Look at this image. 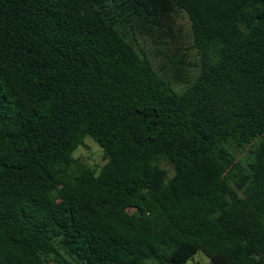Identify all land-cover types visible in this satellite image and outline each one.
<instances>
[{
	"label": "trees",
	"instance_id": "1",
	"mask_svg": "<svg viewBox=\"0 0 264 264\" xmlns=\"http://www.w3.org/2000/svg\"><path fill=\"white\" fill-rule=\"evenodd\" d=\"M200 252L264 264V0H0V264Z\"/></svg>",
	"mask_w": 264,
	"mask_h": 264
},
{
	"label": "rangeland",
	"instance_id": "2",
	"mask_svg": "<svg viewBox=\"0 0 264 264\" xmlns=\"http://www.w3.org/2000/svg\"><path fill=\"white\" fill-rule=\"evenodd\" d=\"M181 22L184 24L185 30H188L189 32L190 22L188 18L183 17ZM181 88L182 87H179V89ZM75 157L81 162L95 169L101 168L106 163V161L104 160L102 148L91 138H87L85 140L84 145L76 151ZM164 166L168 170H171V168L167 164H164ZM187 264H210V260L205 254L200 252L195 255V257Z\"/></svg>",
	"mask_w": 264,
	"mask_h": 264
}]
</instances>
